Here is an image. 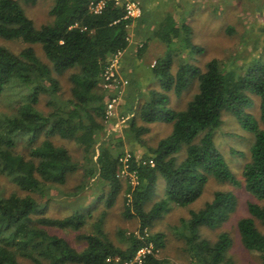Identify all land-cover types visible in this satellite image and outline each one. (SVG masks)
Here are the masks:
<instances>
[{
	"label": "trees",
	"instance_id": "obj_1",
	"mask_svg": "<svg viewBox=\"0 0 264 264\" xmlns=\"http://www.w3.org/2000/svg\"><path fill=\"white\" fill-rule=\"evenodd\" d=\"M100 1L53 0L49 9L52 22L37 27L18 0H0V37L40 43L49 61H42L32 46L15 52L0 45V101L9 104L8 110L0 113V177L4 180V188L0 186V264H125L149 243L154 251L142 264H170L157 254L162 234L147 235L146 230L164 214L168 202L180 206L194 202L208 174L231 178L212 138L213 129L222 123L223 110L234 113L254 133L243 177L246 188L264 199V65L254 61L240 65L243 71L237 72L224 60L214 58L201 68L185 60V53L197 47L191 43L187 26L173 15L153 21L148 11L140 17H125L124 7L114 0H103L102 8L93 10ZM131 37L145 41L140 46L131 42ZM151 38L165 43L166 49L146 68L145 82L156 80L160 86H142L132 61L121 70L128 79L122 139L116 130L117 120H105L112 94L102 85L103 73L115 53L123 51L125 58L132 48L139 58ZM56 74L67 75V92ZM192 80H197L198 90L187 106L169 107L168 93L181 95ZM250 93L260 100L259 120L246 111L252 105ZM42 96L47 97V112L38 106ZM163 120L172 123V133L156 147L146 148L141 134L151 123ZM55 138L75 142L81 157L74 158ZM124 140L140 144V148L130 149L129 158L136 184L119 177L123 167L120 157L126 154ZM159 174L166 181V198L156 199L149 207ZM77 175L80 182L69 190V179ZM89 190L98 195L86 205ZM123 194V214L138 222L137 232H121L125 245L113 242L104 229L108 209ZM51 203L62 204L68 213H47ZM97 203L104 204L99 213ZM233 204L231 194L217 192L203 209L184 221L191 261L234 264L226 253L231 244L227 233L214 242L199 235L202 225L214 227ZM250 212L264 225L263 206L251 205ZM239 230L244 247L257 252L264 264V235L255 220L241 219ZM59 231L78 232L86 245L75 247Z\"/></svg>",
	"mask_w": 264,
	"mask_h": 264
},
{
	"label": "rangeland",
	"instance_id": "obj_2",
	"mask_svg": "<svg viewBox=\"0 0 264 264\" xmlns=\"http://www.w3.org/2000/svg\"><path fill=\"white\" fill-rule=\"evenodd\" d=\"M24 8L26 14L34 21L37 27L52 22L53 17L49 14V9L53 0H38L36 3H26L18 0ZM142 9H149L150 19L161 17L167 14L173 15L181 24H185L190 33V40L197 47L194 52H186L185 60L196 64L201 68H206V64L214 59L224 60L227 67L233 68L237 72H242L240 65L246 66L248 63L258 61L264 65V0H140ZM137 39H135L136 41ZM145 41V40H143ZM147 47L141 56L135 57L137 76L142 86L159 87V81L145 82L148 74V67L152 65L156 58L161 57L166 49L165 43L156 38L146 41ZM0 45L5 46L15 52H20L27 46L35 49L37 56L44 62L49 63L43 46L40 43H27L22 39H7L0 37ZM124 56L122 61H124ZM134 60V59H133ZM139 63L142 65L139 66ZM131 64V63H130ZM129 64V65H130ZM123 63L119 67L120 75ZM147 68V69H146ZM147 71V72H146ZM59 78L61 86L65 92L69 88V81L66 74L55 75ZM126 78V77H124ZM198 90L197 80H192L183 90L181 95L168 93L167 104L174 109L185 108L191 98ZM252 96V105L246 110L259 120V98ZM47 97L42 96L39 108L47 112ZM9 104L6 100L0 101V113L8 110ZM137 111V110H136ZM135 111V113H136ZM222 123L212 131V138L218 150L223 155L232 176L229 179H222L214 174H208V181L203 187L201 195L191 204L180 206L173 202H168V208L164 214L155 219L153 225L148 228V233H161L162 239L158 255L167 259L170 264H189L191 262L190 242H188L187 228L184 221L191 218L193 212H198L209 203L217 192L231 194L234 204L225 218L217 219L214 227L202 225L199 229L200 238L209 242H214L222 233H227L231 239V244L226 253L234 264H263L255 251H250L244 247L239 230V221L243 218H253L256 227L264 235V225L250 212V206L257 204L264 207V199L249 191L246 188L243 177V169L251 154V147L254 142V133L244 127L236 115L226 110L222 111ZM113 122V119H112ZM111 125L115 123H110ZM122 124L116 130L122 139L125 137L121 131ZM173 131L172 123L168 121H157L149 125V130L141 134L143 144L147 148L156 147L158 142ZM201 134L197 136L199 141ZM56 143L66 145L72 152L74 158H80L81 149L70 140L55 138ZM125 152H130L131 148H140L138 141L131 143L124 140ZM184 152V150L182 151ZM184 155V154H183ZM125 183H131L127 175L119 176ZM3 178L0 177V186L4 188ZM80 182L79 176L69 179L67 188L72 190ZM93 183V180H92ZM166 181L163 175L159 174L157 191L155 197L147 203L151 206L156 199L166 198ZM98 193L90 190L85 198L86 205L96 201ZM59 199V198H57ZM96 212H101L103 203H97ZM124 194L117 197L115 204L108 209L107 218L104 224L109 238L121 245L127 243L126 237L121 232H137L138 222L135 219L127 218L123 214ZM69 209L59 203H51L47 213L51 215H64ZM87 229L90 227L87 226ZM77 248H83L86 244L81 241L75 231H59Z\"/></svg>",
	"mask_w": 264,
	"mask_h": 264
},
{
	"label": "built area",
	"instance_id": "obj_3",
	"mask_svg": "<svg viewBox=\"0 0 264 264\" xmlns=\"http://www.w3.org/2000/svg\"><path fill=\"white\" fill-rule=\"evenodd\" d=\"M117 4H121L125 10V17L129 18H136L143 15V9L140 3V0H114ZM104 4V1L98 2L94 7L93 10L99 11ZM131 42L134 44H138L140 46L143 45V40L135 41L132 37L129 38ZM123 51H118L115 53L110 61L108 62L102 79V85L105 89L111 92V97L109 98L106 109H105V120L110 121V119L115 118L117 120V126L121 125L122 122L125 120V114L123 113V103H124V91L128 84V79L124 78L120 75L119 67L122 63L123 59ZM131 156L130 152H126L125 155L120 157V161L123 163V167L119 172L120 174L127 175L130 177L131 183L136 184L137 175L135 171L129 170V158ZM153 164V163H152ZM148 230V229H147ZM146 230L147 235L149 234ZM154 251V245L149 243L148 245L141 246L134 256L125 262V264H142L144 258ZM158 253V249H157ZM189 264H196L194 261H191Z\"/></svg>",
	"mask_w": 264,
	"mask_h": 264
},
{
	"label": "crops",
	"instance_id": "obj_4",
	"mask_svg": "<svg viewBox=\"0 0 264 264\" xmlns=\"http://www.w3.org/2000/svg\"><path fill=\"white\" fill-rule=\"evenodd\" d=\"M147 11H149V9H143V13H145V12H147ZM136 36V35H135ZM136 38H139L138 36H136ZM134 45V44H133ZM132 49V48H131ZM128 50L126 53H125V55H126V57H125V59H124V61H122V63H123V65H122V69L123 68H126V67H128V65L130 64V62L133 64V67H134V69H135V71L137 72V69H139V68H137L136 67V64H135V60H136V58H135V55H133L132 53H134V52H132L133 51V49L132 50ZM132 59H134V60H132ZM139 66H141L142 67V65L139 63ZM121 69V70H122Z\"/></svg>",
	"mask_w": 264,
	"mask_h": 264
}]
</instances>
